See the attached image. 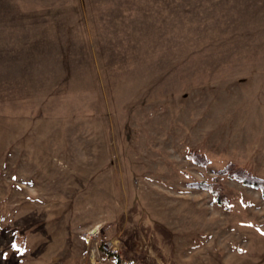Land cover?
Instances as JSON below:
<instances>
[{"label": "rangeland", "instance_id": "rangeland-1", "mask_svg": "<svg viewBox=\"0 0 264 264\" xmlns=\"http://www.w3.org/2000/svg\"><path fill=\"white\" fill-rule=\"evenodd\" d=\"M229 164L264 178V0H0V264H264Z\"/></svg>", "mask_w": 264, "mask_h": 264}, {"label": "trees", "instance_id": "trees-1", "mask_svg": "<svg viewBox=\"0 0 264 264\" xmlns=\"http://www.w3.org/2000/svg\"><path fill=\"white\" fill-rule=\"evenodd\" d=\"M190 158L200 165H207L208 159L204 158L198 152H193L190 155ZM220 175L227 174L230 177H234L237 180L241 181L246 186H252L258 189H261L264 194V178L253 175L248 170L238 167L235 164L227 165L223 170L218 172ZM219 178L214 183H193L191 187L198 189L209 190L216 195V198L221 204H229L228 196L226 195L225 188L221 183H219Z\"/></svg>", "mask_w": 264, "mask_h": 264}, {"label": "built area", "instance_id": "built-area-1", "mask_svg": "<svg viewBox=\"0 0 264 264\" xmlns=\"http://www.w3.org/2000/svg\"><path fill=\"white\" fill-rule=\"evenodd\" d=\"M101 248H102V251H104L105 253H110L113 247L109 241H106L104 239L101 243Z\"/></svg>", "mask_w": 264, "mask_h": 264}, {"label": "bare ground", "instance_id": "bare-ground-1", "mask_svg": "<svg viewBox=\"0 0 264 264\" xmlns=\"http://www.w3.org/2000/svg\"><path fill=\"white\" fill-rule=\"evenodd\" d=\"M99 227H100V226H97V227H95V230H98V229H99ZM95 230H94V233H95Z\"/></svg>", "mask_w": 264, "mask_h": 264}, {"label": "snow or ice", "instance_id": "snow-or-ice-1", "mask_svg": "<svg viewBox=\"0 0 264 264\" xmlns=\"http://www.w3.org/2000/svg\"><path fill=\"white\" fill-rule=\"evenodd\" d=\"M13 247H15V245H13Z\"/></svg>", "mask_w": 264, "mask_h": 264}]
</instances>
